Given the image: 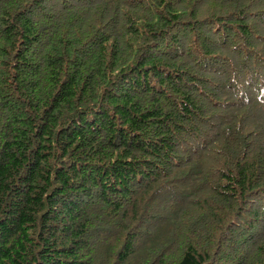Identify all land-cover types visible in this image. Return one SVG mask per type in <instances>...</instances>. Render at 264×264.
Instances as JSON below:
<instances>
[{
  "label": "trees",
  "instance_id": "obj_1",
  "mask_svg": "<svg viewBox=\"0 0 264 264\" xmlns=\"http://www.w3.org/2000/svg\"><path fill=\"white\" fill-rule=\"evenodd\" d=\"M0 264H264V0H0Z\"/></svg>",
  "mask_w": 264,
  "mask_h": 264
}]
</instances>
